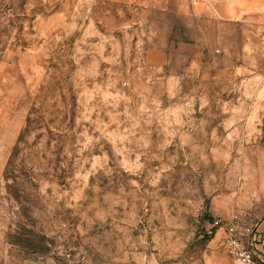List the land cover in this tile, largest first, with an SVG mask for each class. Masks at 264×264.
<instances>
[{"label": "rangeland", "instance_id": "rangeland-1", "mask_svg": "<svg viewBox=\"0 0 264 264\" xmlns=\"http://www.w3.org/2000/svg\"><path fill=\"white\" fill-rule=\"evenodd\" d=\"M235 219L264 224V0H0V264H209Z\"/></svg>", "mask_w": 264, "mask_h": 264}, {"label": "built area", "instance_id": "built-area-1", "mask_svg": "<svg viewBox=\"0 0 264 264\" xmlns=\"http://www.w3.org/2000/svg\"><path fill=\"white\" fill-rule=\"evenodd\" d=\"M215 226L224 230L228 264H264V226H255L241 220L227 224L216 221Z\"/></svg>", "mask_w": 264, "mask_h": 264}, {"label": "crops", "instance_id": "crops-1", "mask_svg": "<svg viewBox=\"0 0 264 264\" xmlns=\"http://www.w3.org/2000/svg\"><path fill=\"white\" fill-rule=\"evenodd\" d=\"M227 17L232 18L230 16H227ZM262 225L264 226V224ZM215 241H216V237H215ZM225 247H219V245H217L215 242V248L218 249V253H215L210 257L209 264H228L231 262V259L228 256Z\"/></svg>", "mask_w": 264, "mask_h": 264}]
</instances>
